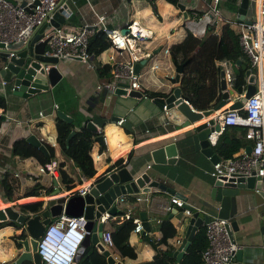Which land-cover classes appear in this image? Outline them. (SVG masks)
I'll return each mask as SVG.
<instances>
[{
  "label": "crops",
  "instance_id": "1",
  "mask_svg": "<svg viewBox=\"0 0 264 264\" xmlns=\"http://www.w3.org/2000/svg\"><path fill=\"white\" fill-rule=\"evenodd\" d=\"M65 1L70 6V10H68L65 21L61 24L69 28H78L84 21L94 22L99 13H105V23L109 26L123 28L127 22L137 21L144 33L143 38L139 39L138 53L141 54L140 59L146 58L138 71L142 85L147 92L151 90L167 91L172 87L168 76L174 73V63L169 50H165V48L185 36L187 29L184 26V18L200 13L204 2V0ZM239 2L240 0H221L223 13L235 19L233 27L239 21L235 17ZM248 5L249 10L244 16L245 18H248L252 11L251 0ZM112 53L113 48L110 45L103 49L96 55L94 67L87 66L84 61L76 57L63 58L58 63L62 75L57 82L50 88L42 89L28 97L14 92L11 86L6 88L5 93H0L5 96L6 100V107L3 109L0 106V108L10 116L1 118L0 166L4 164L8 166L6 179L13 190V199H5L3 203L11 204L19 211L30 213L45 207L51 197L68 196L71 193L79 192L96 175L114 167L117 168L118 166L114 165V162L120 157H122L125 166L135 174L146 169L152 170L154 177L164 183L169 190H163L156 186L151 187L148 191L123 193V199L117 204L119 210L103 222V228L112 229L114 222L122 220L119 214L127 210L128 207L134 205L132 208L134 216H139V211L145 210L149 230L142 233L131 230L129 234V241L135 246L137 252L136 257H121L114 247L111 250L117 258H120L125 264H129L152 257L155 250L148 241L143 239V234L146 233L156 239L160 237L159 225L161 218L165 215L176 227V233L168 237V243L175 249L179 244L178 238L182 240L186 228L183 220L186 212L175 203H172L169 210L163 208L164 203L170 202L171 195L176 194L193 206H200L201 200L209 199L210 182L214 178L205 169L211 166L212 161L200 149L194 147L191 133L196 123L221 110L218 108L208 115H203L200 119L173 129H166L164 125L168 118L161 106L153 101L154 97L129 95L128 93L114 94L110 91L102 95L101 88L108 79L106 80L104 76L98 74L96 63L107 62ZM3 60L1 58L0 63ZM216 62L221 65V69L231 68L229 60H217ZM239 66L241 67V65ZM236 97L238 94L234 92L230 95L227 103ZM116 101L119 103H115ZM58 108L72 116L75 122L74 129L85 123L86 119L95 111L108 117L101 128L104 136L103 143L94 139L90 148L96 169L92 176L83 175L78 166L70 162L60 150L56 141L55 125ZM114 114L128 118L133 130L111 120V116ZM16 120H19V123ZM30 133H34L39 138L43 137L44 142L53 145L55 154L52 157L65 161L64 168L73 178V181L70 182L71 187L67 188L65 183L59 180V174L55 179L50 173L38 172L39 161L36 157H22L11 153L13 140L18 137H27ZM167 140H175L177 148L175 160L154 162L151 149ZM147 163H150L149 167H147ZM13 168L20 170V177H12L10 170ZM4 176L5 174L1 177ZM36 185V193L26 194ZM55 186L59 189L55 190ZM134 194H140L144 198L135 202ZM235 199L237 212L229 218V222L234 218L237 223L236 229L232 230V237L242 244L241 248L244 251L260 250L264 243V194L262 191H256L254 187L245 186L239 188ZM38 200H41L42 203L37 209L21 206V204ZM169 213L172 215L170 216ZM10 221L0 227V262H10L20 250L15 247L16 229L13 223H9ZM200 225L203 227L204 222ZM159 245L163 248L167 246L165 243ZM83 251L84 249L81 253Z\"/></svg>",
  "mask_w": 264,
  "mask_h": 264
},
{
  "label": "built area",
  "instance_id": "2",
  "mask_svg": "<svg viewBox=\"0 0 264 264\" xmlns=\"http://www.w3.org/2000/svg\"><path fill=\"white\" fill-rule=\"evenodd\" d=\"M63 2L66 1L0 0V42L3 43L0 46V59L2 57L4 59L0 63V93H5L8 83H11L12 89L14 88L10 77L1 73V68H6L8 58H4L2 52L8 50V56L13 54L15 48L9 47V43L17 40L25 42L38 26L47 22L38 38V40L45 39L43 54L55 55L58 58L76 57L84 61L87 66L94 67L95 63L88 51V42L90 35L96 29L101 28L109 39V45L113 48V53L109 55L107 61L111 64V76L104 85L112 90L118 82H123L126 83L124 87L127 88V91L135 89L140 91V95L152 98L153 96H150L143 87L140 72L134 66V63L140 60L139 39L144 36L137 21L127 22L126 30L123 32L119 27L109 26L105 23V13H99L94 22L84 21L78 28H69L61 23L53 25L49 22L52 13L54 9L62 6ZM251 6L249 21L239 20L233 27L235 19L223 13L221 0H204L201 12L186 16L184 26L192 34L202 36L209 25H213L214 31L219 33L221 26L228 23L237 34L238 46L246 59V63H244L256 72L257 81L254 84L253 92L242 100L241 107H226L218 112L216 118L219 122V129L213 130L208 136L210 144L213 146L224 125L241 124L245 126L243 137L248 142L233 155L220 157L213 161L205 171L214 179L222 181L231 176L258 175L260 184L253 187L256 191H262L264 194V0H251ZM47 68L48 64L44 65V69L47 70ZM223 71L226 84L232 86L233 69L226 67ZM241 95L243 92H240L237 98ZM161 108L165 114L169 113L166 102L162 103ZM5 117L10 116L0 108V118L4 119ZM122 119L123 117H120L116 121L120 123ZM16 121L19 123V120ZM39 139L43 141V137ZM246 145H250L249 150L246 149ZM68 160L74 163L72 158L68 157ZM149 166L150 163H147V167ZM58 167V158L49 157L46 161L37 164V171L50 173L57 179ZM5 171H8L6 164L0 166V177ZM10 171L13 178H18L21 175L18 168H13ZM88 186L89 184L82 187L79 192L83 194ZM123 197L122 194L117 196V204ZM142 198H144L142 195L134 194L135 202ZM169 201L163 204L164 209H171L172 203H175L181 206L186 214L190 213L189 208L183 206L185 199L173 194ZM133 207L134 205L128 207L127 210L119 214V217L124 219L133 216L135 224L132 230L139 231L142 228L141 219L132 214ZM111 216L113 214L106 210L99 219L104 222ZM86 221L87 218L83 214L69 215L63 210L52 217L46 224L43 234L38 238L36 246L41 264L75 263V257L80 250L82 240L89 232L85 227ZM228 224L229 218L219 215H213L204 222L207 244L202 250V264H230L235 252L242 247L240 242L231 237ZM110 231V228H103L100 237L107 248L113 246ZM177 241L179 244L182 242L180 238Z\"/></svg>",
  "mask_w": 264,
  "mask_h": 264
},
{
  "label": "water",
  "instance_id": "3",
  "mask_svg": "<svg viewBox=\"0 0 264 264\" xmlns=\"http://www.w3.org/2000/svg\"><path fill=\"white\" fill-rule=\"evenodd\" d=\"M61 1L62 0H60V2ZM248 4L249 0H240L235 13V17L238 20L249 21L248 18L244 17L249 10ZM68 10H70V6L67 2H63L62 6L54 9L49 22L53 25H58L64 22ZM46 25L47 22H44L38 26L25 42L17 40L9 43V47L15 48L13 54L8 56V50L2 52L4 58H8L6 61V68H1V73L10 77L11 82L14 84L13 91L23 97H28L42 89L50 88V86L54 85L62 75L58 63L63 58L42 53L45 39L38 40V38ZM120 29L123 32L126 30V27ZM2 45L3 43L0 42V46ZM145 60L146 58H143L134 63L137 71L139 70L141 63ZM185 62L186 60L174 63V73L173 75L168 76V79L172 83V87L166 91L165 95L153 98V101L161 107L163 102L167 103L169 113H166L168 119L167 122H165L164 127L168 130L200 119L203 115H208L218 108L222 110L226 107H241L242 100L254 90V84L257 81L255 70L249 68L241 58H236L234 63L236 65H241L244 69V88L243 84L238 85L236 90L233 86H228L225 81L224 71L221 69V98L212 107L204 109L195 108L191 105L189 98L182 93L181 87L179 86ZM46 64H48L47 70L44 69V65ZM124 86H126V83L118 82L117 85L110 90L106 85H103L101 93L102 95H105L110 91L114 94L128 93L129 95L140 96V91L135 89L127 91V88ZM234 92L237 94L243 92V95L239 98L236 97L227 103L230 95ZM115 103L119 102L116 101ZM57 114L65 119L72 120V116L60 108L57 109ZM120 117L121 116L114 114L111 116V120L116 121ZM107 119L108 117L106 115L95 111L85 121L87 127L94 131H98L94 136V139L101 143H103L104 140L101 128ZM120 124L129 127L131 131L133 130L130 121L126 117H123ZM216 129H219V122L214 113L209 115L206 119L196 123L193 126V131L191 133L194 147L200 149L212 162L220 158L214 151L208 138L209 134ZM73 132L74 130L72 129L69 132L67 139ZM26 138L49 157L45 143L34 133H30ZM246 149L249 150L250 145H246ZM176 155L177 148L175 140L162 141L159 145L151 149L152 159L154 162L158 163L166 161L172 162L175 160ZM259 184L260 181L258 175H249L247 177L231 176L224 181L220 179L212 180L210 182L209 199L201 200L199 203L200 206H193L184 202L183 206L190 210V213H187L183 219L186 224L185 233L182 242L177 248L168 253L170 255H175L176 258L179 259L189 245L194 231L201 223L205 222L213 215L228 218L232 217L237 212L235 197L239 188L245 186L253 187L254 185ZM156 186L163 190L168 189L164 183L154 177L152 170L146 169L135 174L134 171L129 170L127 166L123 165L117 168L114 167L93 177L83 194L76 192L71 193L68 196L62 195L49 198L45 207L37 212H22L15 209L11 204L1 206L0 221H14L13 224L16 229L14 243L15 247L20 250H18L17 255H15L10 262H0V264H22L25 261H30V264H41L39 253L36 250L38 238L43 234L46 224L50 222L52 217L61 213L62 210L69 215L83 214L87 218L85 227L89 232L85 234L84 239L82 240L80 250L75 257L76 260L84 247L89 243H92L96 246L98 251L105 255L107 264H125L120 258H117L107 247H105L100 240L103 230V221L99 218L106 210L112 214L119 210L116 201L117 196L123 193L148 191L151 187ZM58 189V187L55 188V190ZM138 214L142 224V228L139 232L142 233L145 230H149V223L145 210H140ZM169 215L171 216L172 213H169ZM236 227V220L234 218L230 219L228 230L231 237L232 230L236 229ZM230 264H264V243L260 250L247 252L242 248L238 249Z\"/></svg>",
  "mask_w": 264,
  "mask_h": 264
},
{
  "label": "trees",
  "instance_id": "4",
  "mask_svg": "<svg viewBox=\"0 0 264 264\" xmlns=\"http://www.w3.org/2000/svg\"><path fill=\"white\" fill-rule=\"evenodd\" d=\"M234 1V0H233ZM109 39L103 29H96L89 38L88 51L94 61L97 54L109 46ZM169 54L173 63L183 62L186 60L181 73L179 86L184 95H186L191 104L198 109H204L213 106L221 98L220 89V71L221 65L217 60L235 61L236 58H242L246 63V59L238 46V39L235 30L228 24L224 23L221 26L220 32L214 31V26L209 25L206 32L202 36L192 34L187 30L185 36L177 42H173L168 47ZM3 58V57H2ZM96 69L100 76L107 79L111 76V64L109 62L96 63ZM232 85L237 87L245 82L244 69L237 65L233 69ZM9 77L8 75H5ZM11 83H8L9 88ZM150 96H162L164 92L158 90L148 91ZM0 106L3 109L6 107V100L3 94H0ZM1 124V118H0ZM74 120H68L57 114L56 116V141L59 144L60 150L67 156L73 159L74 163L80 169V172L85 176H92L96 169L93 164V159L90 154L94 136L98 131H94L86 126L85 123L74 129ZM74 132L67 139L71 130ZM245 126L241 124H226L222 131L218 134L217 140L213 145L214 151L219 157H229L237 152L241 146L245 145L248 140L243 137ZM48 150L49 157L54 156L53 145L44 142ZM11 153L22 157L34 156L39 162L46 161L49 157L46 156L37 146L32 144L26 137L15 138L11 144ZM65 161L59 160V180L65 183L67 188L71 187L70 182L73 178L64 168ZM114 165L120 167L125 165L122 157L118 158ZM0 179V194L4 199H13L12 186L7 182L6 173ZM3 174V175H4ZM37 185L32 187L26 194L36 193ZM134 197V195H133ZM42 201L38 200L31 203L21 204V206L37 209ZM0 204H4L0 200ZM9 220L0 221V227ZM11 220L9 223H13ZM133 216L122 219L119 222H114L110 231L113 247L117 250L121 257L128 256L135 258L137 255L135 246L129 241L130 231L134 227ZM159 228L161 236L156 238L150 237L146 233L143 234V239L148 241L155 252L149 259L131 262L129 264H202V250L207 244L204 226L200 227L192 235L189 245L183 252L182 256L177 259L175 255H170L168 252L174 247L168 243V237L176 233V227L165 215L161 218ZM165 243L166 247H161L159 244ZM92 245V246H88ZM85 246L84 251L73 264H107L105 255L98 251L96 246L89 243ZM25 264H30V261H25Z\"/></svg>",
  "mask_w": 264,
  "mask_h": 264
},
{
  "label": "rangeland",
  "instance_id": "5",
  "mask_svg": "<svg viewBox=\"0 0 264 264\" xmlns=\"http://www.w3.org/2000/svg\"><path fill=\"white\" fill-rule=\"evenodd\" d=\"M231 63H230V65H231V68L232 69H236V67H237V65L233 62V61H230ZM245 83V82H244ZM233 86V85H232ZM234 88H235V90H236V87L235 86H233ZM162 92H164V94L166 93V91H162ZM56 187V186H55ZM54 187V188H55ZM0 188H1V184H0ZM52 198V197H51ZM0 200H2V201H4L5 199L1 196V194H0ZM7 202V201H6ZM4 205H6V204H4ZM112 247L113 246H110L108 249L111 251L112 250Z\"/></svg>",
  "mask_w": 264,
  "mask_h": 264
},
{
  "label": "bare ground",
  "instance_id": "6",
  "mask_svg": "<svg viewBox=\"0 0 264 264\" xmlns=\"http://www.w3.org/2000/svg\"><path fill=\"white\" fill-rule=\"evenodd\" d=\"M60 193H61V192H60ZM1 206H4V204H0V207H1Z\"/></svg>",
  "mask_w": 264,
  "mask_h": 264
}]
</instances>
